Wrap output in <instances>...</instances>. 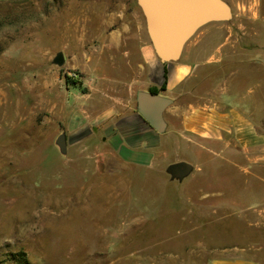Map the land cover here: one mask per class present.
Here are the masks:
<instances>
[{"label":"rangeland","instance_id":"1","mask_svg":"<svg viewBox=\"0 0 264 264\" xmlns=\"http://www.w3.org/2000/svg\"><path fill=\"white\" fill-rule=\"evenodd\" d=\"M92 2L0 3V264H19L18 253L27 264H264V0H228L231 18L198 28L182 51L199 61L194 42L232 45L224 71L262 142L222 153L215 171L194 150L203 172L183 180L165 164L104 173V151L70 136L85 92H74L84 80L74 66L91 46L81 30L102 19ZM60 52L61 68L52 64ZM226 74L215 75L223 87Z\"/></svg>","mask_w":264,"mask_h":264},{"label":"crops","instance_id":"2","mask_svg":"<svg viewBox=\"0 0 264 264\" xmlns=\"http://www.w3.org/2000/svg\"><path fill=\"white\" fill-rule=\"evenodd\" d=\"M222 1L231 10L228 0ZM92 3L88 8L100 12L102 19L81 30L89 34L91 46L82 55L83 64L74 66L84 75L82 87L74 92H85L75 95L76 124L69 133L76 144L87 140L89 146L104 151L100 162L109 165L104 173H124L129 168L158 172L163 164L166 172L180 163L191 166V173H202V164L191 157L194 150L203 152L208 158L205 162L215 171L219 168L214 163L221 162L222 153L230 155L239 147L262 142L240 108L245 101L239 100L229 85L232 73L224 71V52L232 45L194 42L190 50L202 53L203 59L196 61L182 53L177 62L163 64L155 55L134 0ZM215 28L209 27L207 32ZM219 72L227 73L225 87L223 79L215 76ZM206 82L210 86L204 89ZM152 90L172 101L163 114V134L154 131L137 112L136 94ZM82 130L86 136L80 135ZM208 264L257 263L222 257Z\"/></svg>","mask_w":264,"mask_h":264},{"label":"water","instance_id":"3","mask_svg":"<svg viewBox=\"0 0 264 264\" xmlns=\"http://www.w3.org/2000/svg\"><path fill=\"white\" fill-rule=\"evenodd\" d=\"M142 12L146 32L156 57L163 64L179 60L186 43L198 28L211 22H226L231 10L222 0H134ZM52 64H65L63 53H57ZM137 112L158 134L166 131L163 114L172 101L147 92L136 94ZM58 146L66 151V138H59ZM192 171L185 163L171 165V178L183 180Z\"/></svg>","mask_w":264,"mask_h":264},{"label":"trees","instance_id":"4","mask_svg":"<svg viewBox=\"0 0 264 264\" xmlns=\"http://www.w3.org/2000/svg\"><path fill=\"white\" fill-rule=\"evenodd\" d=\"M65 78H66L65 83H66L67 85L73 87L74 89L78 88L79 83H77L76 81L72 80L71 78H69V77H67V76H65ZM164 78H165V80H166V73L164 74ZM163 88H164V86H163ZM163 88H162V90H163ZM151 93H152L153 95H157V94H158L157 90H152ZM15 258H18L17 261H15V262H17V263H19V264H27V261H26V259L24 258V254H23V253H18V255H16Z\"/></svg>","mask_w":264,"mask_h":264},{"label":"built area","instance_id":"5","mask_svg":"<svg viewBox=\"0 0 264 264\" xmlns=\"http://www.w3.org/2000/svg\"><path fill=\"white\" fill-rule=\"evenodd\" d=\"M68 76H69L70 78L72 77V75H70V74H69Z\"/></svg>","mask_w":264,"mask_h":264}]
</instances>
